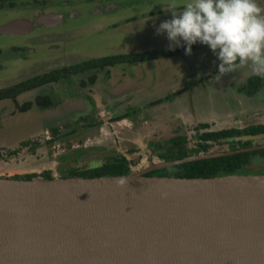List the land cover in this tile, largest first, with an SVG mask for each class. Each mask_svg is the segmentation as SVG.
Listing matches in <instances>:
<instances>
[{
  "label": "water",
  "instance_id": "obj_1",
  "mask_svg": "<svg viewBox=\"0 0 264 264\" xmlns=\"http://www.w3.org/2000/svg\"><path fill=\"white\" fill-rule=\"evenodd\" d=\"M60 20L52 13L11 20L0 34H28ZM258 150L264 143L124 176L0 178V264H264V174L147 176Z\"/></svg>",
  "mask_w": 264,
  "mask_h": 264
},
{
  "label": "rangeland",
  "instance_id": "obj_2",
  "mask_svg": "<svg viewBox=\"0 0 264 264\" xmlns=\"http://www.w3.org/2000/svg\"><path fill=\"white\" fill-rule=\"evenodd\" d=\"M51 1H66L77 5L82 0ZM171 2L172 0H98L96 3L102 11L107 3L116 8L103 14H87L83 8L85 14L82 16L78 12L77 16L66 19L65 28L61 25L51 31H43L44 33L0 34V89H6L30 77L90 57L156 51L158 53L156 57L144 62L128 65L125 63L124 69L129 73L127 76L116 75L124 69L115 68H110L105 74H98L94 77L96 87L103 92L104 90L118 92L129 91L128 85L130 87L136 85L140 89L144 88V92L149 94L147 101L159 99L157 104L167 105L172 99H177L173 111L175 109L182 112L184 110L182 105L188 104L191 114L195 118L200 116L198 121H202L203 124L206 122L207 130L225 129L226 127L214 121L219 118L220 110L229 111L227 91L223 90V83H218L215 79L217 75L215 70L218 69L219 63L217 58L206 45L199 43H197L199 46L191 49V55H186L183 50L170 54L166 33L156 34L159 25L172 18L168 7ZM182 2L183 0H176L178 5ZM259 3L264 7V0H259ZM24 6L15 10L0 11V25L36 14L37 8L33 4ZM129 18L130 21H127ZM103 20L120 24V27H116L115 33L109 35L102 26ZM93 26L95 28H92ZM180 48L184 49V46ZM62 49L65 50L64 54ZM246 74L245 70L240 69L222 78L235 79L233 80L235 86L241 82L240 80L244 81ZM207 75H211L206 79L212 85L210 88L203 86V80ZM261 80L264 84V78ZM56 86V83L42 86L39 90L33 89L19 94L13 101H0V178L24 179L25 176L33 175L42 178L41 175L44 172L49 173L50 169L61 177L60 174L65 173L67 169L72 171L75 168L76 170L93 168L101 165L100 163L121 159L131 161L133 170L137 171L149 163L161 162L153 156L148 163L147 160L143 162L140 158L147 155L146 152L151 154L155 144L164 145L166 150H173L176 147L165 146V142L181 136L186 139V144L179 148H192L191 137L199 124H193L185 130L161 131L158 129L159 124L154 123L153 127L140 128L133 134L129 132H121V135L111 134L108 140L94 143L93 139L101 136L100 127L106 124L110 110L108 108L104 109L105 111H102V108L101 111L97 110L102 105L99 106L98 102L94 101V96H86L81 90H76L75 92L80 95L73 97L71 84H64L59 88ZM39 93H44L40 94L41 97L49 94L52 96L51 102L48 101L50 107H41L34 102L35 96ZM28 102L32 105L26 108L25 104ZM39 102L41 105L46 103L43 98L39 99ZM123 102L119 101V105L122 106ZM75 114L80 116L76 118ZM70 115L74 121L64 120L61 124H64V127L62 126L56 135L53 134L51 129L55 126H52L54 124L52 122ZM207 116L210 120L203 121L202 118ZM263 118L264 115L258 113L250 115L249 118L246 116L239 120L240 122L236 118L227 121L230 122L229 126L238 129L256 121L260 122ZM71 131H75V134L70 135ZM258 141H260L258 144L264 143V138ZM54 142L60 143V155H51L55 153L52 149ZM224 150L228 149L225 146H214L208 153ZM241 172L247 175H262L258 172H264V158H252L251 164L244 167Z\"/></svg>",
  "mask_w": 264,
  "mask_h": 264
},
{
  "label": "trees",
  "instance_id": "obj_3",
  "mask_svg": "<svg viewBox=\"0 0 264 264\" xmlns=\"http://www.w3.org/2000/svg\"><path fill=\"white\" fill-rule=\"evenodd\" d=\"M37 0H0V11L11 10L17 5L27 4L28 2H35ZM201 45V44H200ZM199 44L192 46L195 49ZM184 49L172 50L170 54H176L178 51ZM185 52V51H184ZM158 55L156 51H145L139 53H127L125 55L110 56L97 59H90L87 61L80 62L73 66L61 70L50 71L41 75L33 76L28 79L18 82L14 85L7 87L6 89H0V101L8 100L13 101L19 94L31 91L33 89H40L42 86H49L55 83L67 84L68 80L66 78L79 75L94 68H104L106 66H113L119 63H136L144 62L145 60L154 58ZM78 73V74H77ZM66 80V81H65ZM69 83V82H68ZM258 86V80L255 77H250L246 81V91L249 94L255 91ZM177 94V92L175 93ZM46 102L45 104H39V99ZM52 96L36 95L34 102L41 107H50ZM31 102L25 104V107H30ZM24 108V109H26ZM208 126L206 124H199L198 128L194 129L192 139V148L186 149V147H181V145L186 144V139L178 136L165 142V146L176 147L173 150H166L164 145L155 144L151 149V155L159 161H172L180 159L189 155H196L198 153L206 154L211 147L225 146L228 150H236L247 148L252 145H258L259 141L246 140L240 141L235 140V137L239 136H256L264 135V125H255L246 127L243 129H222L217 131L207 130ZM25 146V144H21ZM225 151V150H224ZM252 158H264V150L252 151L247 153H239L232 156L213 158L208 160H200L189 163H184L178 166H174L168 169H162L159 171L152 172L147 176H165V177H176V178H209L214 176H225V175H247L243 174L241 171L244 167L251 164ZM101 165L93 168H86L72 171H66L65 177H101V176H124L130 173L125 159L121 161H110L100 163ZM258 174H264V172H258ZM35 176H25L24 179H30Z\"/></svg>",
  "mask_w": 264,
  "mask_h": 264
},
{
  "label": "clouds",
  "instance_id": "obj_4",
  "mask_svg": "<svg viewBox=\"0 0 264 264\" xmlns=\"http://www.w3.org/2000/svg\"><path fill=\"white\" fill-rule=\"evenodd\" d=\"M171 19L156 34L166 33L168 50L206 45L219 61L215 79L240 69L264 78V7L259 0H176L168 5Z\"/></svg>",
  "mask_w": 264,
  "mask_h": 264
},
{
  "label": "flooded vegetation",
  "instance_id": "obj_5",
  "mask_svg": "<svg viewBox=\"0 0 264 264\" xmlns=\"http://www.w3.org/2000/svg\"><path fill=\"white\" fill-rule=\"evenodd\" d=\"M97 1L98 0H82L81 3H78L77 5H76V3L71 4V3L66 2V1H64V2L63 1L52 2L51 0H37V1L31 2V3L28 2L27 4H33L34 7L37 8V9H35V12H36L35 15H39L42 13L44 14L46 12L45 14H47V13L57 14L61 18L60 22L54 27L47 28L44 26H39V27L33 26V29L28 34H31L33 32H37V33H44L43 31L48 32V31H51V30H53V29H55L61 25H63L62 28H65L64 23L66 22V19L77 16L78 12L81 13L82 16L85 13H87V14H93V13L103 14L105 12L112 11L116 8V6H113L111 3H107L103 7V11H102V8H100L99 5L96 3ZM27 4L25 3V4L17 5L16 7L12 8L11 10H15L17 8H23V7H25L24 5H27ZM83 8H84L85 13H83V11H82ZM35 15H30L28 17H24V19L32 21L33 16H35ZM18 18H20V17H18ZM127 21H130V18ZM103 22H104L103 23L104 25H102V26H103V28H106V30H107L106 32H108L109 35L112 33H115L114 31H115L116 27L117 28L120 27V24H116L115 22L110 23V22H106L105 20H103ZM92 28H95V26H93ZM61 51H62V54L65 53L64 49H62ZM65 55H63V56H65ZM119 55H125V53L113 54V55H108V56L90 57V58H87L85 60L77 61L76 63H73V64L64 65V66H61L59 68L51 69L47 72L54 71V70H61V69L67 68L69 66H73L75 64H78L80 62L90 60V59H97V58L110 57V56H119ZM66 58L67 57H65V59ZM136 63H138V62H136ZM124 64L125 63H119V64H114L113 66L109 65V66H106L104 68H94V69H90V70H87L85 72H82L79 75H75V76H71L69 78L68 77L66 78V80H68V82H69V83L68 82H66V83L71 84V87L73 89L71 91L72 92L71 95L73 97H75V98L78 97V95H80V94L75 92V91L81 90L82 93L86 96H89V95L94 96L93 99L95 102H98L99 106L103 105L104 101H105V104L107 103V105H105V109L108 108L110 110L111 116L109 118H107L106 124H104V126H101L102 128L100 127L101 128L100 129L101 136H100V138L93 139L94 143H101L105 140H108L110 138L111 134L121 135V132H129V133L133 134L134 132L140 130V128L143 129L145 126V123H144L145 121L142 122L141 110H133L129 106H127V104H124V102H123V105L120 106L119 101H122V100H120L119 98L108 99L109 101L107 102L106 100H104L105 99L104 96H106L107 94L95 86L96 79H94V77H97L98 74L107 73V70H110V68L123 70ZM127 64L128 63H126V65ZM47 72H44V73H47ZM44 73H41V74H44ZM76 79H77V81H76ZM56 84H57L56 88H59V86H64V84H62V83H56ZM49 93L52 94L53 91L49 92ZM40 94H44V93H39V95ZM50 94L48 96H50ZM44 96H46V95H44ZM98 108H100V107H98ZM98 108H97V110H99ZM99 111H101V110H99ZM70 117L71 116H67L65 118L57 119L54 122H52V123H54V124H52V126H55V127H53L51 129L52 130L51 132L56 135L58 130H60L62 128V126L64 125V124L63 125H61V124L66 119H68V120L70 119L71 121H74V119L70 118ZM128 122H132L133 123L132 126H130V124ZM112 123H113V125H112ZM44 128H47V127H44ZM122 130H124V131H122ZM71 133L72 134H70V135H73V134H75V131H71ZM52 144H53L52 149L55 151V153H52L51 155H53V154L60 155L59 154V152L61 151L60 145H59L60 143L54 142ZM260 144H262V143H260ZM146 154L147 155H142L143 157L141 156L140 158H142L143 162L147 160V163H148L150 161L152 155L149 154L148 152H146ZM125 162L127 164V167L129 169L130 173L133 172L134 171L133 167H132L133 163H131V161H128L126 159H125ZM149 165H150V163H149ZM50 171H49V173L44 172L41 175L42 178L48 179V178L52 177V175L55 174V172L54 171L52 172L51 169H50ZM66 171H68V169ZM60 175H61V177H65L66 172L63 174H60ZM33 176L37 177V175H33ZM1 178H3V177H1Z\"/></svg>",
  "mask_w": 264,
  "mask_h": 264
},
{
  "label": "crops",
  "instance_id": "obj_6",
  "mask_svg": "<svg viewBox=\"0 0 264 264\" xmlns=\"http://www.w3.org/2000/svg\"><path fill=\"white\" fill-rule=\"evenodd\" d=\"M179 49H180V47H179ZM134 68H137V67H134ZM242 70H245L247 74L244 77V81L240 80L241 82L238 83L237 85H235L236 87L233 86L234 85L233 80H235V79L221 78V80L218 81V83L219 82L223 83L222 84V87L224 88L223 90L227 91L226 97H227V102L229 103V105H227L229 108V111L223 112L222 110H220L218 113L220 119L218 118V119H215L214 121H216V123H218L219 125L226 127L225 129L232 128V126H229L230 122H228L227 119L236 118V119H238V122H240L239 120L244 119V117H246V116L249 118L250 115H255L258 113H261L262 115H264V84H263V81L261 80L260 77L252 74L249 69L244 68ZM215 71L217 72V70H215ZM216 72H214V74H216ZM237 73H239V72H237ZM127 74H129L128 70L124 69L123 72L120 71V74H116V75H118V76L126 75L127 76ZM210 76L211 75H207L204 78L205 80H203V86H206L207 88H210L212 86L211 84H209V81L206 80ZM250 77H255L258 80V86L255 89V91L252 92V94H249L246 91V81ZM95 86H96V83H95ZM128 87H129V89H128L129 91L120 90L118 92H114V91L108 92V91L104 90V93L107 94L106 96H104L105 97L104 100H106L108 102L109 101L108 99L119 98L120 100L124 101V104H127V106H129L131 109L135 108L133 110H141L142 122L145 121L144 127H149V126L153 127V124L156 123V124H159L158 129L161 131H164L165 129H166V131H173L174 129H179V130L184 129L185 130V129H187V127H189L193 124H203L202 121H198L200 119V116L195 118V116L193 114H191V109H190L188 104H185V106L181 104L184 108V110L182 112H179L178 110L175 111V109L173 111L172 108L176 104L177 99L176 100L172 99L167 105H161V104H157L159 99L147 101L146 99H147V96L149 94H146L147 92H144V88L140 89V87L136 86V85H134L132 87H130L128 85ZM176 92L178 93V91H176ZM223 100H225V97H223ZM105 105H107V103L105 104V101H104L103 105L100 107L103 109L102 111H105L104 110ZM146 107H148V108H146ZM100 108H98V109L100 110ZM186 108H188V110ZM171 109H172V111H171ZM214 114H215V112H214ZM226 114H228V115H226ZM75 116L77 118L80 115L75 114ZM110 116H111V113H110ZM147 117L149 119H147ZM225 117H227V118H225ZM202 119H203V121H209L210 120V119H208V116L204 117ZM245 120H247V119H245ZM248 121H251V119H248ZM128 123L130 124V126H132V124H133L132 122H128ZM205 123L206 122H204V124ZM207 123L211 124L209 122H207ZM257 123H261V125H264V118L260 122L256 121V122H253L252 124L239 127L238 129H243V128L250 127V126H255V124H257ZM233 127H235V126H233ZM156 130H157V128H156ZM99 135H101V131H100Z\"/></svg>",
  "mask_w": 264,
  "mask_h": 264
}]
</instances>
